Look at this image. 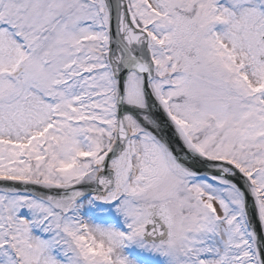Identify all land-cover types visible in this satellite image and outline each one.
Here are the masks:
<instances>
[{
  "label": "snow or ice",
  "instance_id": "snow-or-ice-1",
  "mask_svg": "<svg viewBox=\"0 0 264 264\" xmlns=\"http://www.w3.org/2000/svg\"><path fill=\"white\" fill-rule=\"evenodd\" d=\"M0 264H264V0H0Z\"/></svg>",
  "mask_w": 264,
  "mask_h": 264
}]
</instances>
